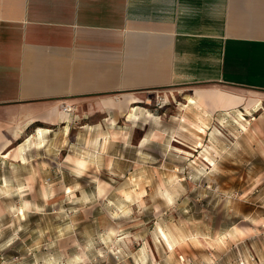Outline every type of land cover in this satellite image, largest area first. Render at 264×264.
<instances>
[{
  "label": "rangeland",
  "instance_id": "1",
  "mask_svg": "<svg viewBox=\"0 0 264 264\" xmlns=\"http://www.w3.org/2000/svg\"><path fill=\"white\" fill-rule=\"evenodd\" d=\"M189 95L139 94L112 121L75 106L25 161L7 141L0 264H264V95L247 119ZM13 118L0 111L6 135Z\"/></svg>",
  "mask_w": 264,
  "mask_h": 264
},
{
  "label": "crops",
  "instance_id": "2",
  "mask_svg": "<svg viewBox=\"0 0 264 264\" xmlns=\"http://www.w3.org/2000/svg\"><path fill=\"white\" fill-rule=\"evenodd\" d=\"M167 89L211 119L256 113L264 0H0V111L15 113L8 135L0 120V148L10 142V157L41 148L65 106L112 121L137 95ZM22 126L35 132L14 150Z\"/></svg>",
  "mask_w": 264,
  "mask_h": 264
},
{
  "label": "bare ground",
  "instance_id": "3",
  "mask_svg": "<svg viewBox=\"0 0 264 264\" xmlns=\"http://www.w3.org/2000/svg\"><path fill=\"white\" fill-rule=\"evenodd\" d=\"M69 113V110L68 109H66V110H64V108L62 109V114H68ZM242 115V114H241ZM243 117V116H242ZM45 132H48V133H51V131H45ZM35 137V136H34ZM33 141H34V138H33ZM30 145H33L34 147H35V145H37V144H35V142L33 143V142H30ZM39 145H41L40 143H38V146ZM13 156V155H12ZM24 160V159H23Z\"/></svg>",
  "mask_w": 264,
  "mask_h": 264
},
{
  "label": "built area",
  "instance_id": "4",
  "mask_svg": "<svg viewBox=\"0 0 264 264\" xmlns=\"http://www.w3.org/2000/svg\"><path fill=\"white\" fill-rule=\"evenodd\" d=\"M67 108H64V110H66Z\"/></svg>",
  "mask_w": 264,
  "mask_h": 264
}]
</instances>
